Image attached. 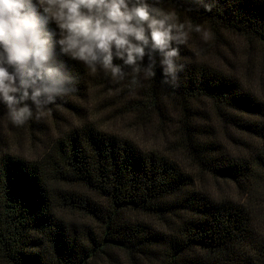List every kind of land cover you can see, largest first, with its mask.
I'll return each mask as SVG.
<instances>
[{
	"label": "trees",
	"instance_id": "trees-1",
	"mask_svg": "<svg viewBox=\"0 0 264 264\" xmlns=\"http://www.w3.org/2000/svg\"><path fill=\"white\" fill-rule=\"evenodd\" d=\"M148 2L193 39L197 25L209 34L198 54L180 46L178 87L157 66L127 106L166 128L164 149L93 122L59 131L33 158L0 149V264H264V0H206L210 12ZM48 30L58 41L54 22ZM231 37L244 43L239 66L224 54ZM55 54L79 81L49 106L57 115L78 110L88 87L82 63L58 43Z\"/></svg>",
	"mask_w": 264,
	"mask_h": 264
},
{
	"label": "clouds",
	"instance_id": "clouds-1",
	"mask_svg": "<svg viewBox=\"0 0 264 264\" xmlns=\"http://www.w3.org/2000/svg\"><path fill=\"white\" fill-rule=\"evenodd\" d=\"M192 3L212 11L206 0ZM50 22L59 29L58 41ZM194 30L202 31L199 25ZM188 38L175 12L148 0H0V103L20 127L78 91V77L56 57L57 43L63 55L93 73L103 70L114 83L130 76L136 85L141 74L151 78L159 66L162 83L178 87L185 67L180 46ZM114 58L123 63L114 64Z\"/></svg>",
	"mask_w": 264,
	"mask_h": 264
},
{
	"label": "rangeland",
	"instance_id": "rangeland-1",
	"mask_svg": "<svg viewBox=\"0 0 264 264\" xmlns=\"http://www.w3.org/2000/svg\"><path fill=\"white\" fill-rule=\"evenodd\" d=\"M204 32L207 31L202 30L196 39H193L189 31L188 44L197 54L209 44V34L207 32L205 39ZM243 44L242 40L231 37V49L224 51L233 65L239 66L243 60ZM85 69L88 91L84 98L75 100L78 110H57V115L47 110L33 128L29 127V121L23 126H14L6 115L0 119V149H8L15 154L33 158L37 154H43L49 137L82 122L96 123L107 131L133 139L144 148L164 149L169 138L166 128L163 132L153 119L138 120L136 113L127 107L129 101L135 97L136 91L139 92L143 87V77L138 78L136 85L131 84V78L114 83L110 74L106 76L99 68L94 73L86 67ZM261 83L264 90V78ZM54 116L59 117L58 124L53 122ZM208 186L211 191L225 188L227 194H236L234 189L227 185L221 187L214 182H208Z\"/></svg>",
	"mask_w": 264,
	"mask_h": 264
}]
</instances>
